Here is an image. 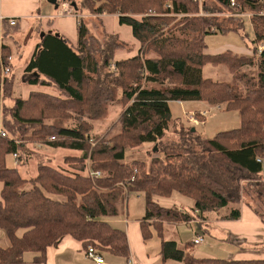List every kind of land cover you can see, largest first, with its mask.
<instances>
[{"label":"trees","instance_id":"trees-1","mask_svg":"<svg viewBox=\"0 0 264 264\" xmlns=\"http://www.w3.org/2000/svg\"><path fill=\"white\" fill-rule=\"evenodd\" d=\"M203 1L208 16L198 15L193 0L75 2V13L117 14L119 23L131 27L139 48L136 55L120 60H114L115 52L128 45L117 34L93 35L81 16L76 44L53 32L40 37L42 30L31 27L22 43L34 31L39 40L24 67L25 83L53 89L57 96L31 91L26 99L13 97L12 49L8 43L0 44V128L5 133L0 134V230L9 242L0 246V264H21L27 252L33 253V263L43 264L48 249L65 238L81 243L85 252L92 246L101 255L126 257L125 230L104 218L119 215L120 205L132 191L142 193L145 200L142 238L149 239L150 227L154 229L163 262L264 264L263 258L194 257L186 252L191 242L179 248L174 240L164 238L165 225L189 222L194 216L162 206L156 197L179 193L193 201L197 217L224 210L223 218L236 220L241 182L258 178L264 167V49L257 53L256 46L264 41V14L258 13L264 0H234L242 10L254 13L251 56L229 50L205 52V37L212 34V27L215 32L242 35L245 22L221 15L233 9L230 0ZM18 30V24L5 22L3 41L13 38L18 43L13 37ZM207 64L224 66L231 79L205 77ZM4 67L8 72L3 73ZM245 67L254 71L245 72ZM172 101H202L237 111L239 126L210 138L193 135L190 127L189 139L182 135L180 143L159 147L177 121L171 114ZM112 103L120 107L118 117L105 132L92 133V122L104 121ZM26 143L78 153L63 157L65 167L38 162L35 176L24 177L7 166L6 158L18 154ZM143 144L157 147L149 161H124L126 152ZM159 151L163 158L156 155ZM88 168L102 176H89ZM256 186L264 197V183Z\"/></svg>","mask_w":264,"mask_h":264},{"label":"crops","instance_id":"crops-1","mask_svg":"<svg viewBox=\"0 0 264 264\" xmlns=\"http://www.w3.org/2000/svg\"><path fill=\"white\" fill-rule=\"evenodd\" d=\"M56 1L58 3L57 8H55L54 4H51L48 0H0V14L5 17H14L17 19L19 30L15 34L20 32L21 34L25 35V33L31 27H38L43 32H53V33L57 32L59 33V35L62 34L73 44H76V42L78 41L77 25H78L79 17L80 16L82 17L90 33H91L90 31L91 28L88 25V22L95 19L100 23V25L103 26L104 29L103 34L105 33L117 34L118 37L128 45V49H120L115 52L114 60L126 59L137 54L139 48V42L133 37L130 26L119 23L118 20L119 16L117 14L104 13L98 15H91L88 14L87 12L79 14L73 11L74 7L72 6H71L72 13L66 14L62 11L60 6L63 0L62 1L56 0ZM85 20H87V22H85ZM49 21L52 22L51 25L49 24ZM43 24H45V27L43 26ZM245 37H246L245 34L243 36V34L241 35V33H236L233 31L227 33L212 32V34H209L205 37V44H206L205 52L208 54H217L229 50L238 55L251 56L252 48L254 44L252 42V46L249 47L246 44V41L244 40L246 39ZM258 45L261 47V49H264V41L258 43L256 46ZM31 91H41L56 96L58 95L57 91L50 90L49 88L46 87L24 85L21 90V97L23 99H26ZM172 102H176L178 105H182L186 102L192 104L191 108L186 111L187 119L188 116H190V114L193 113L194 111H196V113H198L199 111H206L203 110L200 106H198L199 103H205L202 101H186V102L172 101ZM204 120L205 117L203 118V121ZM203 121L200 122L203 123ZM149 146H150L149 144H143L139 147L147 148ZM22 147L25 148L24 150L26 157L25 161L23 162L21 160L20 154L18 153L16 154L17 155L16 157H14L13 155L7 156L6 164L8 167L17 168L19 171L29 170L30 176H25V177H34L36 174V165L38 162L34 163L33 165H29V160H28V158L32 157V155L36 153H39L45 159L55 160L57 162L55 167H65L63 163V157H64L63 154L65 153L63 151L60 153L58 149L50 148L43 145H37V144H24ZM136 149L139 150V148ZM58 156L60 157L59 160H58ZM11 157L13 159L15 158L19 166L15 164H11L9 162L10 161L9 158ZM258 178L264 180L263 171L259 174ZM1 189H2V183L0 182V193H1ZM176 194L179 193H173L170 197H166L167 201L162 206L176 207L182 211L190 213L191 215L194 216V218L189 222H179L176 224L165 225L164 238L166 240H174L179 248H183L186 243L180 242L179 227L183 224H188L191 221L198 219L199 223L204 226L203 231L204 232L208 231V233H212L214 235L212 236V238H214L215 240H218V238L224 239L227 240L229 243L236 245L238 251L235 255H233L234 253H231V257L233 259H250V258L264 259V247L263 248L260 247L261 245L264 246V244L261 243L262 237L264 235V223H263L264 219L260 215H258L257 211L252 206V203L249 202L247 199H242V197L240 199V204H239L240 217L236 220H229L223 218V216L226 215L224 211L223 212L212 211L203 214V216L201 217L199 216L197 217L196 213L198 212L197 211H195V213L192 212V208L194 205L193 201L190 198L183 199L186 196L179 197V195L176 196ZM160 198H165V197H160ZM160 198L156 199L158 203L162 200ZM0 199H1V195H0ZM144 212H145V206H144ZM144 212L142 216L144 215ZM142 216L137 218L135 221H128V215L126 217L127 220H126L125 232L127 234L129 254L126 257H122V256H115L108 253H104L102 254L103 264H127L128 258L132 259L134 264H184L182 261H176V260H167L164 262L162 261L160 255V240L157 237V235L154 233V229L150 227L153 231H152V236L149 239L144 240L142 238L140 231V218ZM208 223L212 224V227L210 229L207 227ZM192 230L197 234L198 226L196 225V227L192 228ZM191 243L192 246H190L186 250L188 254H191L194 257H199V258L211 257V256H207L208 252L205 250L201 249L194 251L193 247L195 245L197 246V244H194L193 241ZM257 244L259 245L258 247ZM1 247H6V246H1ZM31 259L29 260L24 259V262L21 264H37V263H33ZM43 264H97V263H95L93 260L89 259L86 256V252L83 249L81 243L76 242L71 238H65L58 245L48 249L46 262Z\"/></svg>","mask_w":264,"mask_h":264},{"label":"rangeland","instance_id":"rangeland-1","mask_svg":"<svg viewBox=\"0 0 264 264\" xmlns=\"http://www.w3.org/2000/svg\"><path fill=\"white\" fill-rule=\"evenodd\" d=\"M77 2L78 0H73L72 2ZM71 4V2H69ZM87 22V20H85ZM88 25L91 28V33L97 37H102L104 34L103 26L100 25V23L97 20H92L88 22ZM45 27V24H43ZM108 27V25H107ZM243 34L246 35V44L251 47L252 46V40H253V30L250 23V20H245L244 23V30ZM24 34H21L20 32L17 34H14L13 37L17 39L18 43L13 42L12 39H7L3 42L8 43L11 46L12 53H11V70L14 76V83L12 86L13 91V97L15 96H21V90L24 85H26L25 80L27 78V75L24 73V67L27 64L33 50L35 47V44L37 43L39 39V34L34 32L32 33L31 38H28L24 43H22ZM16 44V45H15ZM113 67V65H111ZM245 72H253L254 68L251 67H245L243 69ZM203 74L205 77H211L216 80L220 81H229L231 79V74L227 71V69L224 66H217L214 67L210 64H207L204 67ZM50 89V88H49ZM53 90V89H50ZM52 95V94H50ZM56 96V95H54ZM12 100V99H11ZM10 101H7L8 103H11ZM191 103L186 102L182 105H178L176 102H170V110L172 117L174 119H177V121H174V123L170 126V129L166 132L165 136L160 140L159 147L168 143V144H178L182 141L181 137L182 135H185L186 139H189L188 130L190 127L192 128L193 135L196 134H202L206 137H212L216 132L236 128L239 126V115L237 111H230L226 112L223 110V108L218 106H211L207 103H199L198 106H200L203 110H206L207 114L205 116V120L198 124L193 123L192 121H189V116L187 119L186 111L191 108ZM120 112V107L116 103H112L109 107V114L108 117L104 121H95L92 122L93 129L92 133L94 134H101L105 132V130L116 120L118 117V114ZM196 113V111H194ZM204 118V117H203ZM28 144V143H26ZM147 148L143 147H137L139 148L129 150V152H126V156L124 161L130 162L133 159H142L145 161H149V159L152 157V150L156 152L154 147L152 148L151 144ZM25 148L21 147L19 149V154L21 160L24 162L25 157ZM60 153L63 151L65 155L69 154H76L77 151L73 150H64V149H58ZM160 158H163V153L161 151L157 152L156 154ZM58 156V160H59ZM11 164L18 165L15 158L12 157L9 158ZM29 165H33L36 162H43L46 164H50L52 166H55L57 162L53 159H45L42 157L39 153H36L32 155V157L28 158ZM57 160V161H58ZM65 165V164H64ZM19 166V165H18ZM29 170H20V173L25 176H30ZM263 175H264V167H263ZM264 183V180L260 178H247L244 179L241 182V197L242 199H247L249 202L252 203V206L257 211L258 215H260L264 219V197L261 196L258 192L257 184ZM179 195V197H185L181 194H176V196ZM160 197H156L155 199H158ZM162 199L159 204L163 205L167 198H160ZM177 199V198H174ZM183 199H189L187 197ZM144 206H145V200L142 193L139 192H130L128 193V196L126 198V202H123V204L120 205V213L118 216H110L105 217L104 219L108 221L113 227L126 230V217L128 215V221H135L137 218L142 216L144 212ZM224 211V210H223ZM196 225L198 226L197 234L199 236H203L204 242L199 244V246L195 245L193 247V250H205L208 252L207 256L215 257V258H222L226 260H232L231 253H234L235 255L238 251V248L236 245H233L229 243L227 240L220 239L215 240L212 238L214 236L212 233H208L203 231L204 226L201 225L198 221V219H195L191 221L188 224H183L179 227L180 233V242L181 243H187L192 242L194 239L198 236L192 228H195ZM195 226V227H194ZM209 229L212 227V224L208 223L207 226ZM21 231H19V234ZM195 236V237H194ZM263 239V237H262ZM264 244V242H261ZM8 240L2 230H0V245L1 246H7ZM259 245L257 244V247ZM260 247H264L261 245ZM257 254V253H256ZM32 252H27L24 255V259L29 260L33 258ZM32 260V259H31ZM30 260V261H31Z\"/></svg>","mask_w":264,"mask_h":264},{"label":"built area","instance_id":"built-area-1","mask_svg":"<svg viewBox=\"0 0 264 264\" xmlns=\"http://www.w3.org/2000/svg\"><path fill=\"white\" fill-rule=\"evenodd\" d=\"M194 2L197 3L198 7H199V13L198 15L199 16H208L210 15L209 13L207 12H204L202 10V6L204 4V1L203 0H193ZM61 9L64 13L66 14H70L72 13V7L71 5L69 4V2L67 1H62L61 3ZM230 7L233 8L231 9L228 13H222L221 15H224V16H230V17H236V18H241L243 20H250L251 17L254 15V13L252 11H248V10H242L239 5L234 1V0H230ZM259 14H264V9L262 10H259L258 12ZM184 16V14H180V13H177V17H182ZM6 22V24L10 25V26H13L15 24H17V19L14 18V17H5L3 15L0 14V44L3 42V37H2V34H3V25L4 23ZM211 31L212 32H215V29L212 27L211 28ZM261 47L258 45L257 46V52L259 53L261 51ZM8 67H4L3 68V73H6L8 72ZM207 114L206 111H199L198 112V116L200 117H205ZM196 115V113H191L190 116H189V121H192L193 123L195 124H198L200 121L199 119L197 118L198 117ZM0 134L2 136L5 135V133L2 131V129L0 128ZM53 138V137H52ZM14 157H16L17 155L16 154H13ZM258 161H261L260 159H258ZM87 174L91 177H100L102 176V172L100 171H92L90 168L87 169ZM133 178V177H132ZM194 244H201L203 242V237L202 236H197L195 239H194ZM86 256L93 260L95 263L97 264H103V257L101 254H99L97 252V250L92 247V246H89L86 250ZM127 264H134L132 259H129L127 260Z\"/></svg>","mask_w":264,"mask_h":264},{"label":"water","instance_id":"water-1","mask_svg":"<svg viewBox=\"0 0 264 264\" xmlns=\"http://www.w3.org/2000/svg\"><path fill=\"white\" fill-rule=\"evenodd\" d=\"M48 1H49L51 4H54L55 8L58 7V3H57L56 0H48ZM63 1H66V0H63ZM71 6L74 7V8H76V3H75V2H71ZM43 34H44V32L42 31V32L40 33V37H41ZM54 34H55L56 36L59 35V33H57V32H55ZM154 149L156 150V145H155Z\"/></svg>","mask_w":264,"mask_h":264}]
</instances>
